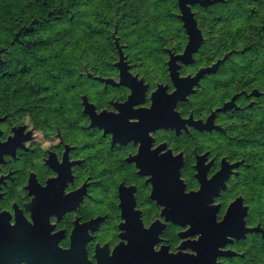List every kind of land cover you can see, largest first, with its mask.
Instances as JSON below:
<instances>
[{
  "label": "flooded vegetation",
  "instance_id": "flooded-vegetation-1",
  "mask_svg": "<svg viewBox=\"0 0 264 264\" xmlns=\"http://www.w3.org/2000/svg\"><path fill=\"white\" fill-rule=\"evenodd\" d=\"M166 49V55H125L134 87L95 74L90 94L66 89L54 96L59 103L52 110L48 104L34 110L32 92L21 86L32 72L2 86L1 75L13 73L0 71V264H191L195 258L227 264L244 256L237 250L242 240L264 238L262 231L236 235L240 225L219 226L241 198L233 220L264 229L260 210L252 214L244 195L226 193L240 172L231 165L246 163L225 153L229 136L220 116L242 110L238 101L246 94L216 112L212 129L202 126L244 90L204 111L191 101L195 91L174 101L169 61L179 53ZM110 58L117 63L120 55ZM177 62L180 77L210 66L193 72L192 61ZM85 98L106 116L92 118Z\"/></svg>",
  "mask_w": 264,
  "mask_h": 264
},
{
  "label": "rangeland",
  "instance_id": "rangeland-1",
  "mask_svg": "<svg viewBox=\"0 0 264 264\" xmlns=\"http://www.w3.org/2000/svg\"><path fill=\"white\" fill-rule=\"evenodd\" d=\"M251 2L257 14L250 21L244 20L238 12L236 13V3L220 5L216 9L210 8L212 4L191 6L203 36L202 45L191 63L192 71L195 72L200 66L210 65L213 61L223 60L226 57L215 72L209 73L197 84L191 101L202 106L199 110L204 111L206 108L221 105L234 93L240 92L242 87L248 88V91H245L248 95L243 94L238 101L244 108L232 113L226 112L220 116L224 120L226 134L231 137H225V153L233 159H240L246 163L243 166H236L240 172L229 181L226 193L229 198L238 194L244 195L247 202L251 204L252 214L255 208L260 210L258 218L264 225V126L256 119L257 111L264 109V81L258 65L263 55L250 48L251 43L255 42L253 32L257 33L254 24L264 15V0H251ZM162 4L155 0L154 2L138 0L134 6L121 5L120 8L113 9L109 5V0H83L76 22L60 23L48 32V36L57 35L53 45L56 46L59 54L51 59H60L64 64L62 66H72L73 70L56 71L54 76L57 77L50 80L51 78L45 75L47 73L33 71L34 57L30 51L23 57L17 54L19 48H16V52L15 49L13 51L15 54L8 55V59L15 62L12 65L6 62L10 69L5 66V56L0 55V71L13 73V75H1L2 86H14L15 80H25L26 72H32V75H29L28 84L24 82L21 86L28 87L32 92L34 110H48L46 104L49 110H52L59 103L52 99L55 95L65 93L66 89L81 87L83 93L90 94V88L94 82L93 75L110 78L117 76L115 68L117 65L110 58V56L119 55L116 38L125 55L138 57L166 55V48L174 53H180L188 42L183 22L177 21V18L180 19L178 17L180 9L178 11L171 7L172 5ZM115 10L129 11L124 16L125 21H120V24L124 26V28L121 26L120 30L117 22L122 15L113 17ZM104 14L106 15L101 16ZM102 18L106 21L113 20L110 31H94L95 28L103 25ZM89 24L93 27L89 28ZM180 27H183L185 36L183 33L179 34ZM157 30L161 31L162 41L156 39ZM229 35L231 36L226 42V37ZM7 48L0 46V50L3 51H7ZM47 51L49 52V49ZM62 51L65 54H61ZM57 56L58 59H56ZM49 58L47 56L46 62L36 70L42 71L48 68ZM18 59L20 61L25 59L26 67L20 66ZM145 60L151 63L150 58ZM145 60L143 62H146ZM34 76L38 80H34ZM98 86L103 87V83L98 82ZM254 90L256 93L251 94ZM39 96H49V100L45 103L43 99H39ZM237 250L244 256L227 260V264H264V238L252 237L242 240Z\"/></svg>",
  "mask_w": 264,
  "mask_h": 264
},
{
  "label": "trees",
  "instance_id": "trees-1",
  "mask_svg": "<svg viewBox=\"0 0 264 264\" xmlns=\"http://www.w3.org/2000/svg\"><path fill=\"white\" fill-rule=\"evenodd\" d=\"M82 1L83 0H0V46L8 47L7 51L3 53L7 59V61L4 59L7 69H10L7 63L10 65L15 63L14 60L8 59V55H12L14 53V49L16 52V48H19L17 54L20 56H26L28 51L32 53L34 57L32 61L33 71L47 73L45 75H47L48 78H51L50 80H53L57 77L54 76L56 71L61 72L73 70L72 66H62L64 65L62 64V60L51 59L59 53L56 46L53 45L57 39V35L51 34L48 36V32L50 29L56 27L60 23L76 22V19L81 11ZM137 1L138 0H109V5L113 9H116L120 8L121 5H123V7L128 5L134 6L135 2ZM155 1L157 3H163L162 5H172L171 7L179 11L178 0L177 2L176 0ZM152 2H154V0H152ZM231 3H236V13L238 12L239 16L243 17L244 20L246 19L247 21H250L252 17L257 14L256 10L251 6V0H229L227 2L221 1L210 5V8L216 9L220 5H230ZM114 12L115 16H113L111 13L113 17L122 15L120 20L117 22V27L120 30V27L123 26L120 24V21H125L126 18L124 16H126L129 11L115 10ZM105 15L106 14L101 16ZM177 21L178 23H181L180 19L178 18ZM101 23L103 25H101L100 28H95L94 31H110L113 20L106 21V19L102 18ZM92 27V24H89V28ZM254 28L257 33L253 32L255 42L251 43L250 48L263 55V58L258 65L259 70L262 72V79L264 81V15L259 19L258 22L254 24ZM181 33H183L185 36L183 27L179 28V34ZM231 35L226 37V42H228V38ZM156 39H159L160 41L163 39L160 30H157ZM11 48H13V50H10ZM48 49L49 52L47 51ZM60 53L65 54L63 51ZM47 56L50 57L49 67L42 69V71L36 70L39 69L37 67L42 66L46 62ZM56 59H58V56ZM17 62L23 67H26L27 65L25 59H22V61L18 59ZM34 80L38 79H36L34 76ZM242 90L248 91V88L242 87L241 91ZM242 97L243 94L239 97V99ZM256 119L259 124L264 126L263 108L257 111Z\"/></svg>",
  "mask_w": 264,
  "mask_h": 264
},
{
  "label": "water",
  "instance_id": "water-1",
  "mask_svg": "<svg viewBox=\"0 0 264 264\" xmlns=\"http://www.w3.org/2000/svg\"><path fill=\"white\" fill-rule=\"evenodd\" d=\"M219 1L221 0H178V6L180 9V13L178 14V17L183 22V27L188 35V42L186 44L184 51L182 53L173 55L171 60L169 61L171 75L177 87L175 92L172 94L174 101L180 98H185L187 94L191 93L192 91H195L193 87L198 83L201 77H203L205 73L215 72L217 68L219 67L220 63L225 61L226 59L225 57L223 58V60H219L210 66L201 68L198 71V73L193 77H180L178 74L179 64L177 61L179 60L182 62L192 61L194 58V55L199 51L202 45V42H203L202 32L197 25V19L195 18V15H194V12L191 6L193 4H201V5L214 4ZM115 42L118 47L119 55H120V59L116 63L119 69L120 81L117 82L113 78H101V79H103L106 83H112L113 85H127V86L134 87L135 84L133 82L137 80V77H133L128 72V67H127V63L125 60V54H124L123 48L121 47L119 43L118 38H116ZM2 52L3 50H0V55ZM242 93H245L246 95H248L245 91H242L239 94H235L230 101L224 104V106L217 108L209 116L208 122L205 124H202V126L209 130L212 129V127L214 126L213 118L216 112L221 111V110H226L227 108H231L235 106L236 97ZM255 93L256 91L254 90L251 94H255ZM84 104H85V111L87 113H90L92 118H104L106 116L105 112H103L101 115H96L93 105L89 103L86 100V98L84 99ZM197 125H199L198 122H197ZM202 126H199V127H202ZM237 165L238 164L235 163L231 165V167H236ZM225 175H228V171L227 172L225 171ZM240 205H242L241 198H237L235 201H233L230 207L228 208V212L226 214L225 220L222 223H220L219 226H221L223 230L229 231L230 229H233L235 225H240L241 228H235V233L236 235H238L237 233L241 230L243 237L245 236L246 231H262L264 235V229L261 227V225H258L257 227H253V228H246L244 220L240 223L233 220L235 211ZM243 208L246 210V207H243ZM211 235H212L211 228H207L204 233V238L210 241ZM209 247H210V243L208 244L207 248L209 249ZM222 253L228 254L230 252L225 251ZM208 254L210 253H208V250H207V252L205 253V257H208ZM191 264H198V259L197 258L193 259ZM204 264H217V262H214V261L208 262V260H204Z\"/></svg>",
  "mask_w": 264,
  "mask_h": 264
}]
</instances>
